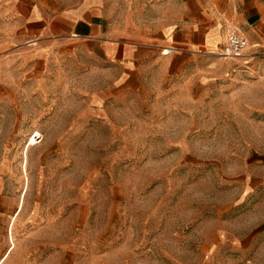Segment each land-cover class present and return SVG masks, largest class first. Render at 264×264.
<instances>
[{
    "label": "rangeland",
    "instance_id": "374dc122",
    "mask_svg": "<svg viewBox=\"0 0 264 264\" xmlns=\"http://www.w3.org/2000/svg\"><path fill=\"white\" fill-rule=\"evenodd\" d=\"M169 1L106 3L133 34ZM38 3L0 0V264H264V46L56 59Z\"/></svg>",
    "mask_w": 264,
    "mask_h": 264
},
{
    "label": "crops",
    "instance_id": "0c3cea01",
    "mask_svg": "<svg viewBox=\"0 0 264 264\" xmlns=\"http://www.w3.org/2000/svg\"><path fill=\"white\" fill-rule=\"evenodd\" d=\"M38 2L29 8L30 31L39 45L54 48L56 59L58 49L78 52L79 46H84L88 54L134 62L147 48H157L154 38L162 45L180 44L182 49L216 48L224 43L232 26L244 33L251 49L264 46V0H170L166 6H171L173 13L159 21L162 24L157 32L139 27L133 34L120 27L106 0Z\"/></svg>",
    "mask_w": 264,
    "mask_h": 264
},
{
    "label": "built area",
    "instance_id": "2783aa9c",
    "mask_svg": "<svg viewBox=\"0 0 264 264\" xmlns=\"http://www.w3.org/2000/svg\"><path fill=\"white\" fill-rule=\"evenodd\" d=\"M248 43V38L244 33L236 26H232L226 35L224 43L217 52L226 57H237L243 54Z\"/></svg>",
    "mask_w": 264,
    "mask_h": 264
}]
</instances>
